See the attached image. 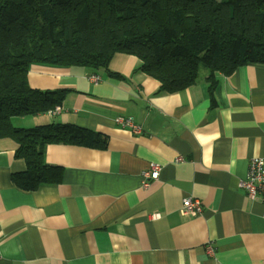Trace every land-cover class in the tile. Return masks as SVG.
Masks as SVG:
<instances>
[{
	"label": "crops",
	"instance_id": "obj_1",
	"mask_svg": "<svg viewBox=\"0 0 264 264\" xmlns=\"http://www.w3.org/2000/svg\"><path fill=\"white\" fill-rule=\"evenodd\" d=\"M140 66L119 53L109 71L30 67L32 88L70 92L58 115L13 125H75L101 134L107 147L49 145L46 163L63 170L62 183L24 191L12 175L26 163L14 140L0 139V264H264V203L239 188L251 160L264 159V65L217 74L215 103L207 70L194 86L166 94ZM118 117L142 133L121 128ZM151 164L162 167L160 178L144 189ZM185 197L203 213L183 216Z\"/></svg>",
	"mask_w": 264,
	"mask_h": 264
},
{
	"label": "trees",
	"instance_id": "obj_2",
	"mask_svg": "<svg viewBox=\"0 0 264 264\" xmlns=\"http://www.w3.org/2000/svg\"><path fill=\"white\" fill-rule=\"evenodd\" d=\"M119 53L138 58L159 93L194 86L204 66L215 103L217 74L264 65V0H0V139L14 140L15 157L26 163L12 175L16 187L62 183L63 170L46 163L49 145L107 147L101 134L75 125H13L61 106L70 92L32 88L30 67L109 71Z\"/></svg>",
	"mask_w": 264,
	"mask_h": 264
},
{
	"label": "built area",
	"instance_id": "obj_3",
	"mask_svg": "<svg viewBox=\"0 0 264 264\" xmlns=\"http://www.w3.org/2000/svg\"><path fill=\"white\" fill-rule=\"evenodd\" d=\"M89 82L98 84L101 81V76L93 74L88 77ZM62 107L57 106L49 110L47 115L55 116L61 113ZM116 123L123 129H128L134 134H141L142 128L137 125L132 118L118 117ZM162 167L158 164H151L149 170L142 172V188L148 189L151 184L158 181L160 178ZM239 188L242 190L250 200H259L264 203V159L255 158L251 160L247 177L239 182ZM180 212L183 216L192 215L197 216L203 213L202 203L193 198L185 197L182 200ZM157 216V215H156ZM264 219V211L262 212ZM206 252L208 256L213 257L215 249L212 245H207Z\"/></svg>",
	"mask_w": 264,
	"mask_h": 264
},
{
	"label": "rangeland",
	"instance_id": "obj_4",
	"mask_svg": "<svg viewBox=\"0 0 264 264\" xmlns=\"http://www.w3.org/2000/svg\"><path fill=\"white\" fill-rule=\"evenodd\" d=\"M204 70L206 71L207 69H206L204 66H201V68H200V75L202 74V72H203Z\"/></svg>",
	"mask_w": 264,
	"mask_h": 264
}]
</instances>
